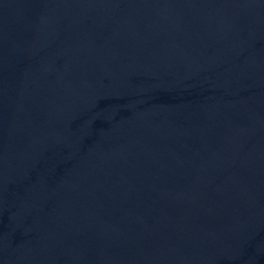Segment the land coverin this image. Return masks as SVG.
<instances>
[{
    "label": "water",
    "instance_id": "water-1",
    "mask_svg": "<svg viewBox=\"0 0 264 264\" xmlns=\"http://www.w3.org/2000/svg\"><path fill=\"white\" fill-rule=\"evenodd\" d=\"M0 264H264V0H0Z\"/></svg>",
    "mask_w": 264,
    "mask_h": 264
}]
</instances>
